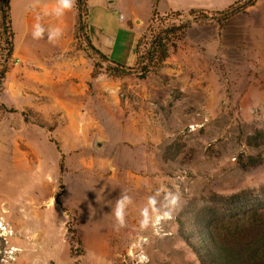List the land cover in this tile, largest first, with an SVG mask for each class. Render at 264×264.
Wrapping results in <instances>:
<instances>
[{"label":"rangeland","instance_id":"rangeland-1","mask_svg":"<svg viewBox=\"0 0 264 264\" xmlns=\"http://www.w3.org/2000/svg\"><path fill=\"white\" fill-rule=\"evenodd\" d=\"M131 1L90 19L92 42L129 73L91 57L96 77L48 117L8 105L0 79V264H201L183 234L233 193L264 203V25L242 28L263 9L222 19L240 0ZM154 8V29H182L145 72L136 44ZM19 65L12 54L7 72Z\"/></svg>","mask_w":264,"mask_h":264},{"label":"crops","instance_id":"crops-1","mask_svg":"<svg viewBox=\"0 0 264 264\" xmlns=\"http://www.w3.org/2000/svg\"><path fill=\"white\" fill-rule=\"evenodd\" d=\"M131 2L89 0V34L90 24L93 27L90 19L95 12L107 17L120 11L124 16L123 12ZM71 3L70 9L60 10V0H11L15 32L13 56L20 59L21 65L11 68L5 76L4 92L10 95L6 100L8 105L20 107L27 104L48 117L51 111H61L66 107L69 94L71 100H76V84L84 87L88 84L93 60L84 49L77 47L78 13L75 0ZM254 9L264 11V0H257L235 15L251 14ZM261 25H264V18L252 14L242 28L257 31L252 32L257 36ZM37 26L42 32L34 37Z\"/></svg>","mask_w":264,"mask_h":264},{"label":"trees","instance_id":"trees-1","mask_svg":"<svg viewBox=\"0 0 264 264\" xmlns=\"http://www.w3.org/2000/svg\"><path fill=\"white\" fill-rule=\"evenodd\" d=\"M158 1V0H157ZM156 1V2H157ZM257 0H240L222 11H216L222 19L244 11L248 6L254 5ZM78 13V33L83 32L89 45L82 48L91 52L90 57H100L108 63L117 75L129 73L134 66H126L111 60L103 51L91 41L89 34V0H75ZM155 2V3H156ZM0 79L7 72V62L14 51L15 32L12 27L11 0H0ZM190 13L197 16V20H206L210 16L205 10L190 9ZM159 12L153 9L151 24L139 36L136 44V63L144 65L145 72L161 65L169 55L172 36L181 31L182 26L174 23L153 28V23ZM217 15V16H218ZM216 16V15H215ZM216 16V17H217ZM88 20V21H87ZM151 35L150 48L147 56L140 55L139 49L143 39ZM90 50V51H89ZM4 60V61H2ZM97 62L95 65L97 66ZM107 68L110 70V68ZM93 77L96 73L93 72ZM248 191H239L231 194L225 201L226 208L218 212L214 209L207 215L204 223L199 227V235L183 234L187 242L193 247L201 264H264V203L256 206L248 200Z\"/></svg>","mask_w":264,"mask_h":264},{"label":"clouds","instance_id":"clouds-1","mask_svg":"<svg viewBox=\"0 0 264 264\" xmlns=\"http://www.w3.org/2000/svg\"><path fill=\"white\" fill-rule=\"evenodd\" d=\"M72 6L71 0H60V10L70 9ZM42 29L37 26L36 31L33 33V36H40ZM123 201H118V209L116 210V216L122 221L123 219Z\"/></svg>","mask_w":264,"mask_h":264},{"label":"built area","instance_id":"built-area-1","mask_svg":"<svg viewBox=\"0 0 264 264\" xmlns=\"http://www.w3.org/2000/svg\"><path fill=\"white\" fill-rule=\"evenodd\" d=\"M19 60L17 61V64H18Z\"/></svg>","mask_w":264,"mask_h":264}]
</instances>
